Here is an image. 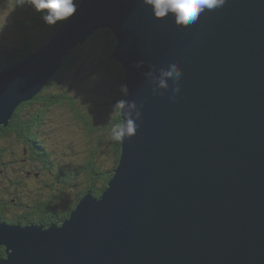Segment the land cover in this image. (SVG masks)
I'll return each instance as SVG.
<instances>
[{"label": "water", "instance_id": "obj_1", "mask_svg": "<svg viewBox=\"0 0 264 264\" xmlns=\"http://www.w3.org/2000/svg\"><path fill=\"white\" fill-rule=\"evenodd\" d=\"M99 28L115 34L135 135L103 193L69 217L0 221V264H264V0H228L187 27L143 0H81L0 72V126Z\"/></svg>", "mask_w": 264, "mask_h": 264}, {"label": "trees", "instance_id": "obj_2", "mask_svg": "<svg viewBox=\"0 0 264 264\" xmlns=\"http://www.w3.org/2000/svg\"><path fill=\"white\" fill-rule=\"evenodd\" d=\"M80 2L76 0L77 7ZM37 14L40 17L34 24L30 20L27 23L25 18L20 21L24 33L30 30L29 38L15 39L14 44L3 47L0 72L38 51L66 22L48 25L42 13L38 11ZM116 42L111 29H97L84 44L72 50L41 93L17 108L12 128H0V166L19 162L21 168L14 167L23 179L26 178V182L11 181L19 194L10 193V199L0 197V221L57 223L70 216L83 194L92 192L99 197L107 188L122 149L121 141H114L111 137L112 128L123 122L121 112L114 111V106L122 102L127 89L126 72L112 57ZM51 106L52 110L56 106L64 107L70 120L87 127L90 138L88 135L86 138H89L90 146L87 150L82 148L83 153L78 157L76 155L81 161L72 159L76 150L69 154L60 146L61 141L53 137L61 135L63 123L45 119L44 114H48ZM6 136L10 139L6 140ZM103 143L106 147L100 149ZM5 154H13V160H5ZM63 159L66 164H61ZM30 182L40 184L38 190H24L23 186L28 189ZM34 196L37 200L33 206L22 203V200L29 202ZM11 199L20 201V210L16 208L14 211L9 205L14 203ZM6 256L5 247L0 246V260Z\"/></svg>", "mask_w": 264, "mask_h": 264}, {"label": "rangeland", "instance_id": "obj_3", "mask_svg": "<svg viewBox=\"0 0 264 264\" xmlns=\"http://www.w3.org/2000/svg\"><path fill=\"white\" fill-rule=\"evenodd\" d=\"M37 13L38 11L26 0L18 1V3H16V1L14 0H0V50H1L0 53H3V47L5 45L9 43L14 44L15 39L20 40L22 39V37L29 38L27 35L28 33L31 35L30 30H28V33H24V28L22 26L21 27L23 29L20 27V21L21 19L25 18L28 21L27 23H29L30 20L32 24H34V22L40 17ZM41 13L43 15V12H40V14ZM8 24L9 26H7ZM73 49L74 48L69 49L68 52L64 55L62 65L65 61V58L71 55ZM115 60L122 65L120 60L118 59ZM61 66L57 68V71L61 68ZM126 93H127V89H126ZM124 97L122 98V102ZM32 99L26 100L25 102L31 101ZM52 107L53 106H51V110L48 111V114H44L45 119L58 120L61 124L63 123L60 132L61 135L60 136L55 135L53 137L56 139V141L58 140L61 141L60 146L64 151L68 152L69 154L73 153L76 150L77 152H75L76 154H73L72 159H74L77 162L81 161V160H77V157L83 153V150L81 149L85 148V150H87L90 146V143L88 141L90 136L87 134L88 131L87 127L83 126L82 124H78L74 122V120H70V118H68L69 114L67 113V110H63L64 107L56 106L53 108V110ZM12 119L8 125L6 126L1 125L0 128L2 130H7V129L10 130L12 128L11 125ZM49 128H51V126H49ZM86 135H88L89 137L88 139L86 138ZM9 139L10 137L6 136V140ZM105 147L106 145H104L103 143L100 149H104ZM3 158L7 161H12L13 154H5ZM14 163L15 165L6 164V166L5 165L0 166V197H6L10 199L11 197L10 193H18V191H16V188L12 186V182H11L12 180H14V182L19 180H21L22 182L23 181L26 182V178L23 179L21 174H19V171L15 169V167L21 168L20 163L19 162H14ZM23 164H25L26 167L27 160H25ZM61 164H66V160L65 159L61 160ZM28 186H29L28 189L25 186H23V189L32 192L38 190L40 184L35 182H30ZM36 198L37 196L31 197L29 198L30 199L29 202L26 203L24 202V200H22V203L25 204L26 206H30V205L33 206L34 204H36V200H37ZM11 200H14L12 201L14 203L9 205L14 208V211H16V208L19 209L18 205L20 204V201L16 202L15 199H11Z\"/></svg>", "mask_w": 264, "mask_h": 264}, {"label": "clouds", "instance_id": "obj_4", "mask_svg": "<svg viewBox=\"0 0 264 264\" xmlns=\"http://www.w3.org/2000/svg\"><path fill=\"white\" fill-rule=\"evenodd\" d=\"M27 2L37 11L43 12V20L48 25L66 21L77 11L76 0H27ZM143 3L151 6L154 17L165 18L171 13L174 14L178 25L187 27L196 24L201 13L205 10L221 9L228 3V0H143ZM166 75L179 81L182 72L176 65H173ZM164 86H166V82L161 81V87ZM171 99L174 101L175 96ZM124 108L125 103L118 102L114 106V111L122 112ZM125 116L124 123L112 128L111 137L114 141L120 142L135 135L136 127L127 114Z\"/></svg>", "mask_w": 264, "mask_h": 264}, {"label": "bare ground", "instance_id": "obj_5", "mask_svg": "<svg viewBox=\"0 0 264 264\" xmlns=\"http://www.w3.org/2000/svg\"><path fill=\"white\" fill-rule=\"evenodd\" d=\"M20 196H21V195H20ZM1 200H2V198H1ZM1 200H0V201H1ZM4 200H5V198H4ZM5 201H6V200H5ZM20 205H21V204H20ZM6 206H7V205H6ZM6 213H7V212H6ZM7 222H8V221H7ZM1 259H2V258H1Z\"/></svg>", "mask_w": 264, "mask_h": 264}]
</instances>
